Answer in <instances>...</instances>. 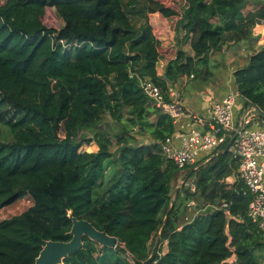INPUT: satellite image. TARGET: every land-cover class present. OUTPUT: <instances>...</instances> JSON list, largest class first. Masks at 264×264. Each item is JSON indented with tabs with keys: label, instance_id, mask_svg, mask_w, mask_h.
Here are the masks:
<instances>
[{
	"label": "trees",
	"instance_id": "obj_1",
	"mask_svg": "<svg viewBox=\"0 0 264 264\" xmlns=\"http://www.w3.org/2000/svg\"><path fill=\"white\" fill-rule=\"evenodd\" d=\"M246 4L184 0L177 10L166 0H4L0 208L23 199L32 205L0 221V264H35L47 241H70V211L119 244L108 249L85 237L64 264H263L264 233L248 215L251 196L243 183L227 182L240 165L230 141L188 170L195 193L181 187V172L161 149L176 132L174 119L142 89L150 79L171 103L180 78L214 77L212 57L264 19L263 7L245 14ZM48 9L62 20L60 29L45 25ZM153 14L171 25L176 19L173 28L184 32L192 55L162 45ZM162 59L168 64L159 76ZM234 83L245 106L264 113V48L234 73ZM92 144L97 152L84 150Z\"/></svg>",
	"mask_w": 264,
	"mask_h": 264
},
{
	"label": "built area",
	"instance_id": "obj_2",
	"mask_svg": "<svg viewBox=\"0 0 264 264\" xmlns=\"http://www.w3.org/2000/svg\"><path fill=\"white\" fill-rule=\"evenodd\" d=\"M62 44L64 47L69 46L64 41ZM142 89L161 110L168 104L177 105L180 100L179 93L170 91L173 100L170 99L171 103H168L162 89L150 79L144 80ZM239 97L237 92H231L215 102L206 115H194L190 119L191 123L186 125L187 131L167 138L162 142L161 149L165 158L181 172L180 186H186L195 193L197 187L186 176L188 170L193 166L196 169L198 162L204 158L209 161L216 151L230 141V150L240 161L235 182L243 183L246 187L247 192L244 194L251 196L248 215L264 233V120L260 119L252 106H248L241 123H238L234 109ZM176 140L179 144H176ZM187 206L196 207V202L188 200ZM211 208L219 209L215 206ZM220 208L227 209L228 204L223 203Z\"/></svg>",
	"mask_w": 264,
	"mask_h": 264
},
{
	"label": "crops",
	"instance_id": "obj_3",
	"mask_svg": "<svg viewBox=\"0 0 264 264\" xmlns=\"http://www.w3.org/2000/svg\"><path fill=\"white\" fill-rule=\"evenodd\" d=\"M264 8V0H247L244 13L256 12L259 8ZM151 23L155 33L162 45L166 48H183L186 53L192 55L189 43L183 45L185 37L184 32L176 33L171 23L159 14L150 16ZM264 48V19L259 20L251 29L250 36L241 42L228 43L223 51L212 57V67L216 68L214 77L204 82L195 77H182L170 90L172 93L180 94V100L177 105L168 104L162 111L174 119L176 132L174 135H180L187 131L186 125L191 123V117L206 115L208 109L217 101L231 92H237L234 83V73L248 65L250 57ZM168 60L162 59L158 63L157 72L159 76H164ZM222 64L223 68L219 65ZM169 98L173 100L172 95ZM246 111L245 101L239 97L234 109V117L238 123H241ZM157 117H153L155 121ZM179 144V141H175ZM96 150L88 152H97ZM90 147V146H88ZM227 182L233 185L235 176L228 178ZM263 257V256H262Z\"/></svg>",
	"mask_w": 264,
	"mask_h": 264
},
{
	"label": "water",
	"instance_id": "obj_4",
	"mask_svg": "<svg viewBox=\"0 0 264 264\" xmlns=\"http://www.w3.org/2000/svg\"><path fill=\"white\" fill-rule=\"evenodd\" d=\"M252 107L258 115L264 119V113L257 107ZM237 134L238 133H236V136ZM170 211L171 206L167 210L165 222L167 221ZM69 218L73 222L72 228L69 232L71 240L68 242L47 241L36 259L35 264H64V260L69 258L71 254L84 248L85 237L104 248L115 249L118 246L119 241L116 237L110 236L106 231H99L87 220H78L74 217L72 211L69 212ZM159 241L160 236L157 237L155 248L157 247Z\"/></svg>",
	"mask_w": 264,
	"mask_h": 264
},
{
	"label": "rangeland",
	"instance_id": "obj_5",
	"mask_svg": "<svg viewBox=\"0 0 264 264\" xmlns=\"http://www.w3.org/2000/svg\"><path fill=\"white\" fill-rule=\"evenodd\" d=\"M184 0H166V3L171 4L172 6H174L175 9L180 10L182 4H183ZM4 0H0V7L3 5ZM173 24L171 25L172 28L175 25L176 19H173ZM44 23L47 27H52L55 29H60L63 26V22L62 20L57 16V13L55 12L54 9H48L45 19H44ZM220 68H223V65L220 64L219 65ZM213 70L215 71L216 68H213ZM110 123V122H108ZM141 141L147 142L148 139H141ZM95 146H84V149H87L88 151H92V150H96V148H94ZM116 146H114L112 148L113 151H115ZM116 171V165H112L110 167V170L107 173V178L108 180L113 176V174ZM179 185L175 186V190L179 189ZM175 192L174 191V196L173 199L175 197ZM32 205V202L29 199H23L20 200L18 202H16L14 205L6 207V208H0V221L1 220H5V219H9L12 218L16 215H19L21 213H23L24 211H26L30 206ZM130 263L133 264V262L129 259ZM263 264H264V260H263Z\"/></svg>",
	"mask_w": 264,
	"mask_h": 264
}]
</instances>
